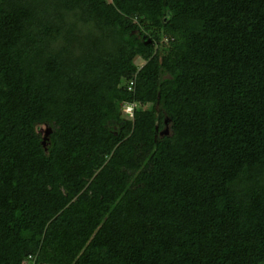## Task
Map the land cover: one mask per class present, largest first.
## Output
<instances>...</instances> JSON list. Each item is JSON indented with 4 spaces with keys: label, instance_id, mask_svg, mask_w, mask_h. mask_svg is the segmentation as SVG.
<instances>
[{
    "label": "trees",
    "instance_id": "trees-1",
    "mask_svg": "<svg viewBox=\"0 0 264 264\" xmlns=\"http://www.w3.org/2000/svg\"><path fill=\"white\" fill-rule=\"evenodd\" d=\"M29 257L264 264V0H0V264Z\"/></svg>",
    "mask_w": 264,
    "mask_h": 264
},
{
    "label": "built area",
    "instance_id": "built-area-1",
    "mask_svg": "<svg viewBox=\"0 0 264 264\" xmlns=\"http://www.w3.org/2000/svg\"><path fill=\"white\" fill-rule=\"evenodd\" d=\"M132 86H133V84L130 85V90H132ZM134 109H135V104H130L124 108V111L129 112V114H130L129 117L133 118ZM25 264H34L32 257H29V260Z\"/></svg>",
    "mask_w": 264,
    "mask_h": 264
},
{
    "label": "rangeland",
    "instance_id": "rangeland-1",
    "mask_svg": "<svg viewBox=\"0 0 264 264\" xmlns=\"http://www.w3.org/2000/svg\"><path fill=\"white\" fill-rule=\"evenodd\" d=\"M138 64L140 65V64H142V62L141 61H138ZM147 108H148V106H147ZM129 115H130L129 112H125L124 111V116H129ZM40 130L43 133H45V132L48 133L49 132V129L46 126L41 127Z\"/></svg>",
    "mask_w": 264,
    "mask_h": 264
},
{
    "label": "water",
    "instance_id": "water-1",
    "mask_svg": "<svg viewBox=\"0 0 264 264\" xmlns=\"http://www.w3.org/2000/svg\"><path fill=\"white\" fill-rule=\"evenodd\" d=\"M168 131H166V133H167Z\"/></svg>",
    "mask_w": 264,
    "mask_h": 264
}]
</instances>
